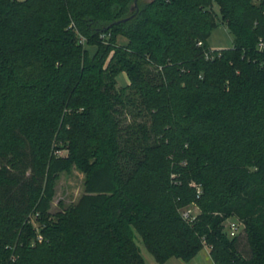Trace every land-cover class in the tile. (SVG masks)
I'll return each instance as SVG.
<instances>
[{
    "label": "trees",
    "instance_id": "16d2710c",
    "mask_svg": "<svg viewBox=\"0 0 264 264\" xmlns=\"http://www.w3.org/2000/svg\"><path fill=\"white\" fill-rule=\"evenodd\" d=\"M134 232L157 263L264 264V0H0V264H146Z\"/></svg>",
    "mask_w": 264,
    "mask_h": 264
},
{
    "label": "rangeland",
    "instance_id": "374dc122",
    "mask_svg": "<svg viewBox=\"0 0 264 264\" xmlns=\"http://www.w3.org/2000/svg\"><path fill=\"white\" fill-rule=\"evenodd\" d=\"M217 10V7H216ZM125 40L123 37H118V41L122 42ZM233 35L220 19V15H218L217 25L210 31V34L207 38L208 46L211 49H221V48H228L232 46ZM94 47L89 46V50L93 51ZM118 83L124 84L126 82V76L124 72H120L117 75ZM84 181H85V173L77 168L75 165H71L69 168L62 170L58 173L57 179L55 181L54 192L51 199V207L50 211L52 213L64 209L69 205L75 203L78 197L84 190ZM188 210L190 214V220H193L198 213V208L194 204H190L189 206L183 209ZM237 222V220L233 217L227 218L223 225L225 229H228V225L230 222ZM35 226L37 225L34 222ZM238 231L240 232L241 237V244L240 249L242 252H246L247 248L244 245V238L242 233V225H239ZM134 240L138 244L141 249V253L144 257L146 264H160L157 263L152 255L147 251L144 244L142 243L140 236L137 232H134ZM207 249L209 250V246L205 244L203 248L199 251L198 255L188 263L183 262L181 259L171 258L168 263L165 264H175V262H180V264H210L208 262V253ZM205 260V261H204Z\"/></svg>",
    "mask_w": 264,
    "mask_h": 264
},
{
    "label": "built area",
    "instance_id": "2783aa9c",
    "mask_svg": "<svg viewBox=\"0 0 264 264\" xmlns=\"http://www.w3.org/2000/svg\"><path fill=\"white\" fill-rule=\"evenodd\" d=\"M260 46H262V43L260 44ZM182 215L184 218H187L189 219L190 218V214H189V211L188 210H184L182 212ZM240 223L237 221H233V222H230L229 225H228V233L230 236H233L237 233L238 231V227H239Z\"/></svg>",
    "mask_w": 264,
    "mask_h": 264
},
{
    "label": "crops",
    "instance_id": "0c3cea01",
    "mask_svg": "<svg viewBox=\"0 0 264 264\" xmlns=\"http://www.w3.org/2000/svg\"><path fill=\"white\" fill-rule=\"evenodd\" d=\"M125 40H123L122 42H124ZM203 248V247H202ZM201 250V249H200ZM198 253H199V251H198ZM198 253L194 256V257H192L190 260H188V261H183V262H185V263H188L189 261H191V260H193L197 255H198ZM207 253H208V262L210 263V264H214L213 263V261H212V259H211V257H210V254H209V250L207 249ZM171 258H176V257H170V258H168L165 262H163V263H160V264H165V263H168L169 261H171L170 259ZM178 259V258H177ZM205 261V260H204ZM175 264H180V262H175Z\"/></svg>",
    "mask_w": 264,
    "mask_h": 264
},
{
    "label": "water",
    "instance_id": "95a60500",
    "mask_svg": "<svg viewBox=\"0 0 264 264\" xmlns=\"http://www.w3.org/2000/svg\"><path fill=\"white\" fill-rule=\"evenodd\" d=\"M134 4L136 5V0H134Z\"/></svg>",
    "mask_w": 264,
    "mask_h": 264
}]
</instances>
